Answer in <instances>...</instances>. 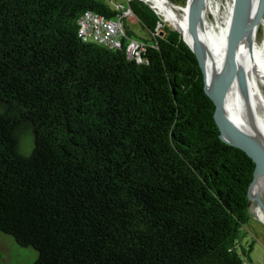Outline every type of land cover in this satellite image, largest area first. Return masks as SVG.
Instances as JSON below:
<instances>
[{
	"label": "trees",
	"instance_id": "obj_1",
	"mask_svg": "<svg viewBox=\"0 0 264 264\" xmlns=\"http://www.w3.org/2000/svg\"><path fill=\"white\" fill-rule=\"evenodd\" d=\"M130 6L142 63L80 38L108 3L0 0V233L31 264H245L255 163L221 138L182 35Z\"/></svg>",
	"mask_w": 264,
	"mask_h": 264
},
{
	"label": "water",
	"instance_id": "obj_2",
	"mask_svg": "<svg viewBox=\"0 0 264 264\" xmlns=\"http://www.w3.org/2000/svg\"><path fill=\"white\" fill-rule=\"evenodd\" d=\"M143 1L159 14L153 5ZM168 1L174 4L171 0ZM206 2L207 0H193L188 15V38H185L175 26L172 27L182 35L198 59L204 74L206 92L214 103V118L220 129L221 138L242 149L255 163L254 179L248 194L250 207L253 205V200H258L264 207L260 197L252 196L256 180L264 177V114L256 101V96L248 88L240 53L241 33L249 13L251 0H234L228 29L227 56L222 63H213L210 67L206 65L202 48ZM261 7L264 13V0H262ZM232 84H236L239 88L243 103L240 107L233 104L228 105L227 93Z\"/></svg>",
	"mask_w": 264,
	"mask_h": 264
},
{
	"label": "bare ground",
	"instance_id": "obj_3",
	"mask_svg": "<svg viewBox=\"0 0 264 264\" xmlns=\"http://www.w3.org/2000/svg\"><path fill=\"white\" fill-rule=\"evenodd\" d=\"M155 7L163 21L175 26L188 38V15L193 0L184 5L171 4L168 0H145ZM234 0H207L202 28V48L206 65L220 64L228 53V29ZM262 0H251L249 13L241 33L240 53L245 68L248 88L256 96V101L264 114V37L260 38V25L264 22ZM262 26V25H261ZM228 105L242 106L239 88L229 87ZM254 198L264 197V177H259L252 189ZM264 220V207L255 208Z\"/></svg>",
	"mask_w": 264,
	"mask_h": 264
},
{
	"label": "built area",
	"instance_id": "obj_4",
	"mask_svg": "<svg viewBox=\"0 0 264 264\" xmlns=\"http://www.w3.org/2000/svg\"><path fill=\"white\" fill-rule=\"evenodd\" d=\"M130 1L132 0H128V5L119 3L115 6L118 15L114 19L94 11H86L79 20L78 32L83 41L95 42L110 49H122L125 45L128 59L142 63L150 45L143 38L130 37L128 34L126 21L137 17L130 6Z\"/></svg>",
	"mask_w": 264,
	"mask_h": 264
},
{
	"label": "rangeland",
	"instance_id": "obj_5",
	"mask_svg": "<svg viewBox=\"0 0 264 264\" xmlns=\"http://www.w3.org/2000/svg\"><path fill=\"white\" fill-rule=\"evenodd\" d=\"M108 3L112 7L122 3L128 5V0H99ZM186 4V3H185ZM163 18V17H162ZM264 19V13H263ZM167 25L171 24L164 22ZM262 25V26H261ZM260 25V38L264 37V22ZM264 203V197L261 198ZM261 208V204L258 200H253L251 206L252 217L245 229L242 231L245 233L241 239V248L245 249L248 253L247 257H244L246 261L251 264H264V221L260 219L255 212V208ZM0 254L2 262L4 264H31L33 263L38 253L32 247H21L10 237L0 233Z\"/></svg>",
	"mask_w": 264,
	"mask_h": 264
},
{
	"label": "crops",
	"instance_id": "obj_6",
	"mask_svg": "<svg viewBox=\"0 0 264 264\" xmlns=\"http://www.w3.org/2000/svg\"><path fill=\"white\" fill-rule=\"evenodd\" d=\"M126 22L128 31L133 37L151 39L150 33L137 17H132Z\"/></svg>",
	"mask_w": 264,
	"mask_h": 264
}]
</instances>
